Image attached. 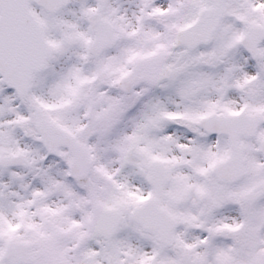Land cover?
<instances>
[{
  "label": "snow or ice",
  "instance_id": "obj_1",
  "mask_svg": "<svg viewBox=\"0 0 264 264\" xmlns=\"http://www.w3.org/2000/svg\"><path fill=\"white\" fill-rule=\"evenodd\" d=\"M0 264H264V0H0Z\"/></svg>",
  "mask_w": 264,
  "mask_h": 264
}]
</instances>
